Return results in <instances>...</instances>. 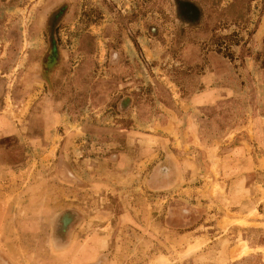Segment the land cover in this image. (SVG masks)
Instances as JSON below:
<instances>
[{
	"label": "rangeland",
	"instance_id": "374dc122",
	"mask_svg": "<svg viewBox=\"0 0 264 264\" xmlns=\"http://www.w3.org/2000/svg\"><path fill=\"white\" fill-rule=\"evenodd\" d=\"M263 54L264 0H0V264H264Z\"/></svg>",
	"mask_w": 264,
	"mask_h": 264
},
{
	"label": "trees",
	"instance_id": "16d2710c",
	"mask_svg": "<svg viewBox=\"0 0 264 264\" xmlns=\"http://www.w3.org/2000/svg\"><path fill=\"white\" fill-rule=\"evenodd\" d=\"M222 39H223L224 41H225V40L228 41V40H230L231 38H230V36H227V37H224V38H222ZM222 39H221V40H222ZM217 51L220 53L221 50H217ZM263 55H264V54H263ZM263 58H264V57H263ZM261 67L264 68V59H263V62H261Z\"/></svg>",
	"mask_w": 264,
	"mask_h": 264
}]
</instances>
